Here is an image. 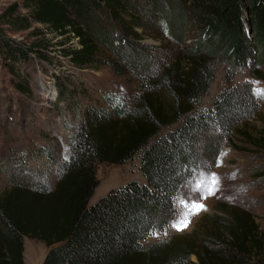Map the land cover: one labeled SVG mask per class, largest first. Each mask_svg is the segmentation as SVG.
Returning a JSON list of instances; mask_svg holds the SVG:
<instances>
[{
    "label": "trees",
    "instance_id": "obj_1",
    "mask_svg": "<svg viewBox=\"0 0 264 264\" xmlns=\"http://www.w3.org/2000/svg\"><path fill=\"white\" fill-rule=\"evenodd\" d=\"M0 21V64L11 67L23 96L33 89L20 67L39 63L49 72L60 58L83 70L108 55L118 74L132 72L141 81L131 101L110 94L107 106L82 107L73 96L77 89L68 88L73 81L54 75L57 100L73 97L81 118L64 160L44 148L59 166L55 185L28 165L6 163L10 188L0 195V264H24L25 236L49 248L43 264H264V234L255 218L224 202L191 232L142 244L176 219L181 188L207 172L202 145L214 164L234 129L257 114L254 97L236 85L212 107L198 105L220 64L246 66L255 55L264 60V0H148L144 6L138 0H24ZM35 23L63 39L52 43ZM3 25L17 32L33 28L38 38H12ZM190 26L196 42L185 47ZM138 28L164 31L169 41L147 43ZM240 133L264 149V134ZM137 156L147 183L131 181L90 205L98 163L125 164Z\"/></svg>",
    "mask_w": 264,
    "mask_h": 264
},
{
    "label": "rangeland",
    "instance_id": "obj_2",
    "mask_svg": "<svg viewBox=\"0 0 264 264\" xmlns=\"http://www.w3.org/2000/svg\"><path fill=\"white\" fill-rule=\"evenodd\" d=\"M24 0H0V16L14 3L22 4ZM148 0H138L144 6ZM27 14L28 10L21 8ZM1 25V21H0ZM6 34L12 38L31 43L37 36L33 28L40 27L46 31L45 37L52 43L62 40L63 36L47 32L45 25L35 23L33 28L25 31H14L9 25H3ZM147 43L157 47L167 45L169 38L166 32L138 28ZM196 42L194 28L187 30L183 46ZM77 45V40L73 41ZM183 46H180L181 49ZM160 55V52H159ZM104 62H97L83 70L76 69L68 59H62L60 65L44 70L41 64L30 67L21 66L24 78H29L33 93L23 96L15 88V75L7 64H0V195L10 188L9 177L4 170L6 163L25 164L38 171L39 175L50 185H55L58 164L49 158L44 148L57 150V159L64 160L71 135L75 132L81 118L82 107L87 105L107 106L105 95H121L131 101L138 92L141 81L132 73L118 74L111 65V57L103 55ZM3 61L4 56H0ZM257 55L248 61L246 66H229L220 64L209 92L203 96L198 109L213 106L215 98L231 86L252 95L257 104V114L250 120L241 123L232 132L230 144H224L214 164L210 161L211 153L207 147H201L207 153L208 167L205 174L199 175L186 183L175 199L178 209L174 219L163 230H157L152 236L142 241L143 246L169 240L173 237L191 232L200 218L214 211L219 202L231 207L249 211L264 234V183L260 177L264 172V149L249 142L240 131L250 133L254 138L264 134V60L255 61ZM65 76L73 82H67L68 88L77 89L74 99L81 100V106L73 97L57 100V85L54 75ZM55 91V95L53 92ZM174 125L173 128L177 127ZM60 153V154H59ZM140 158L125 164L99 162L96 175L99 185L96 188L90 205L98 202L112 189L119 188L131 181L147 183L140 169ZM215 181V183H213ZM203 208L197 210L196 205ZM185 220L187 226H184ZM24 264H43L49 248L47 245L28 236L24 237ZM197 261L195 255L191 256Z\"/></svg>",
    "mask_w": 264,
    "mask_h": 264
},
{
    "label": "snow or ice",
    "instance_id": "obj_3",
    "mask_svg": "<svg viewBox=\"0 0 264 264\" xmlns=\"http://www.w3.org/2000/svg\"><path fill=\"white\" fill-rule=\"evenodd\" d=\"M213 183H215V181ZM195 207L197 208V210H199V209L203 208V205L199 204V205H196ZM184 226L185 227L187 226V221L186 220H185Z\"/></svg>",
    "mask_w": 264,
    "mask_h": 264
},
{
    "label": "bare ground",
    "instance_id": "obj_4",
    "mask_svg": "<svg viewBox=\"0 0 264 264\" xmlns=\"http://www.w3.org/2000/svg\"><path fill=\"white\" fill-rule=\"evenodd\" d=\"M53 92V91H52ZM53 94L55 95V91L53 92Z\"/></svg>",
    "mask_w": 264,
    "mask_h": 264
}]
</instances>
